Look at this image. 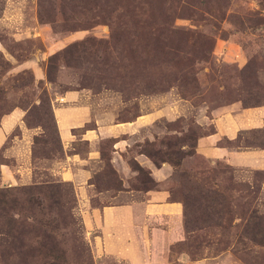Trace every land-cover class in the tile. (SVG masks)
I'll use <instances>...</instances> for the list:
<instances>
[{
    "label": "rangeland",
    "instance_id": "rangeland-1",
    "mask_svg": "<svg viewBox=\"0 0 264 264\" xmlns=\"http://www.w3.org/2000/svg\"><path fill=\"white\" fill-rule=\"evenodd\" d=\"M262 109L264 0H0V264H264ZM149 189L175 242H105Z\"/></svg>",
    "mask_w": 264,
    "mask_h": 264
},
{
    "label": "crops",
    "instance_id": "crops-1",
    "mask_svg": "<svg viewBox=\"0 0 264 264\" xmlns=\"http://www.w3.org/2000/svg\"><path fill=\"white\" fill-rule=\"evenodd\" d=\"M262 110L263 111H261V113L264 114V109ZM224 123L226 124L225 129H233L234 124L227 120H224ZM234 131L235 129L232 130V133ZM219 132H222V130H219ZM69 134L71 135V133ZM91 134L92 131H89L86 135L87 140L90 143L95 139V137L91 136ZM217 135L209 136V139L201 141V143L203 144L210 143L212 145L210 149L205 150L204 154L214 155L215 153H217L218 155L222 156L231 154L228 153L226 149H221L224 150L223 154H221V150L214 147L213 144L215 141H213V138L215 139ZM215 149L217 150L215 151ZM113 153H119L117 146L114 147ZM246 156L249 159V163H251L252 160L256 157V155L254 154ZM142 157L143 155H139L137 156V158H135V160L141 166L149 170L154 182H163L162 179L157 178V173H155L150 166L144 165L145 161L144 159H142ZM244 157L245 156H242L240 154L237 155L236 153H233L232 160L234 162L231 161V164L235 166L239 165L240 163L243 164L241 160L243 161ZM114 167L115 170L121 175L132 174V170L131 168H129V165H127L125 169H119L116 165H114ZM132 192L134 191L128 193L133 194ZM141 193V199H138L137 194L130 195V199L128 202H126L125 205L108 206L100 210V215H102L105 220V225H103L101 229V237L106 240L105 242L114 244L116 243L118 245L125 244L128 247H131L130 245L133 244H140L142 247H148V245L156 243L160 239L167 241V243H169V241L171 243L175 242L176 236L174 238V236L171 235V231L174 233V229L171 226H167L166 228L160 227L163 223H169L168 225H171L172 222L181 225V220L183 219L184 215L183 205L180 202H174L173 200H171L170 193L163 189H149ZM163 229L167 230L168 235H165V233L162 231ZM172 238L174 239V242ZM139 240L142 241L143 244L138 243Z\"/></svg>",
    "mask_w": 264,
    "mask_h": 264
},
{
    "label": "trees",
    "instance_id": "trees-1",
    "mask_svg": "<svg viewBox=\"0 0 264 264\" xmlns=\"http://www.w3.org/2000/svg\"><path fill=\"white\" fill-rule=\"evenodd\" d=\"M139 170V169H138ZM260 242V241H259ZM261 242H263L264 243V241H261Z\"/></svg>",
    "mask_w": 264,
    "mask_h": 264
}]
</instances>
